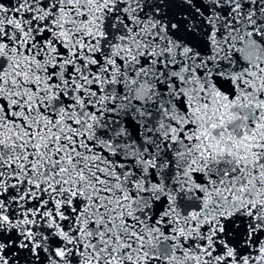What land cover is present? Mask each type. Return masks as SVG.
<instances>
[{
  "label": "snow or ice",
  "instance_id": "6c2138e0",
  "mask_svg": "<svg viewBox=\"0 0 264 264\" xmlns=\"http://www.w3.org/2000/svg\"><path fill=\"white\" fill-rule=\"evenodd\" d=\"M0 264H264V0H0Z\"/></svg>",
  "mask_w": 264,
  "mask_h": 264
}]
</instances>
